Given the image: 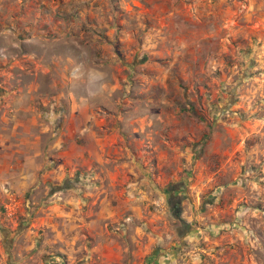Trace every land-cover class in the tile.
Returning a JSON list of instances; mask_svg holds the SVG:
<instances>
[{
    "label": "rangeland",
    "instance_id": "rangeland-1",
    "mask_svg": "<svg viewBox=\"0 0 264 264\" xmlns=\"http://www.w3.org/2000/svg\"><path fill=\"white\" fill-rule=\"evenodd\" d=\"M3 95L54 114L52 133L76 107L62 98L86 96L98 147H138L144 216L126 222L125 206L110 233L123 260L133 236L149 244L143 221L156 237L147 257L264 264V0H0ZM51 188L2 185L0 264H99L95 234L63 219Z\"/></svg>",
    "mask_w": 264,
    "mask_h": 264
},
{
    "label": "crops",
    "instance_id": "crops-1",
    "mask_svg": "<svg viewBox=\"0 0 264 264\" xmlns=\"http://www.w3.org/2000/svg\"><path fill=\"white\" fill-rule=\"evenodd\" d=\"M62 99L63 103L76 104V107H67L62 125L52 133L51 118L55 115L46 112L47 120H43L33 106L32 97H0V192L4 191L2 185L5 183L21 194L34 189L39 177L48 180L52 186L51 195L62 198L67 204L63 219L74 222L76 218V226L95 234L94 256L99 264H178L180 260L174 254L176 248L163 253L155 247L152 255L146 256L156 237L148 229L149 224L143 221L135 230H144L149 244H139L138 237L133 236V248L135 245L137 248L133 249L131 259L123 260L121 246L110 233L118 227V218L124 220L125 206L132 204L134 207L126 222L131 219L134 225L144 216L136 205L142 196L146 197L139 191L147 182L141 175L149 168L141 153L138 154V147H98L101 139L90 121L92 115L85 110L84 105L89 102L86 96ZM26 103L30 106L26 107ZM52 135L56 137H47ZM62 182L70 184L60 186ZM113 198L124 199L127 203L117 209L111 206ZM90 202L93 204L89 205ZM130 222L128 227L132 226ZM140 256L144 258L140 260Z\"/></svg>",
    "mask_w": 264,
    "mask_h": 264
},
{
    "label": "trees",
    "instance_id": "trees-1",
    "mask_svg": "<svg viewBox=\"0 0 264 264\" xmlns=\"http://www.w3.org/2000/svg\"><path fill=\"white\" fill-rule=\"evenodd\" d=\"M172 190H174V188H170L169 186L166 189L167 193H169L168 201L173 216L175 218H179L181 213V210L179 208V201L177 200V198L179 199V197H177V195L173 193Z\"/></svg>",
    "mask_w": 264,
    "mask_h": 264
}]
</instances>
